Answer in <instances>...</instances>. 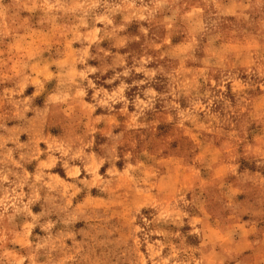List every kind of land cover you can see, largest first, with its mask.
<instances>
[{"label": "rangeland", "instance_id": "1", "mask_svg": "<svg viewBox=\"0 0 264 264\" xmlns=\"http://www.w3.org/2000/svg\"><path fill=\"white\" fill-rule=\"evenodd\" d=\"M0 264H264V0H0Z\"/></svg>", "mask_w": 264, "mask_h": 264}]
</instances>
